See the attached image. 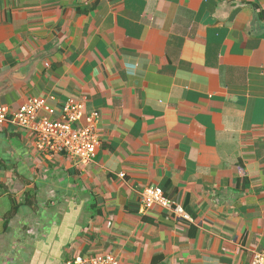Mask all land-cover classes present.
I'll return each mask as SVG.
<instances>
[{
	"label": "crops",
	"instance_id": "0c3cea01",
	"mask_svg": "<svg viewBox=\"0 0 264 264\" xmlns=\"http://www.w3.org/2000/svg\"><path fill=\"white\" fill-rule=\"evenodd\" d=\"M32 99L83 102L102 145L83 164L0 127V264L264 255V0H0V107ZM147 188L172 210L141 215Z\"/></svg>",
	"mask_w": 264,
	"mask_h": 264
},
{
	"label": "built area",
	"instance_id": "2783aa9c",
	"mask_svg": "<svg viewBox=\"0 0 264 264\" xmlns=\"http://www.w3.org/2000/svg\"><path fill=\"white\" fill-rule=\"evenodd\" d=\"M44 108L53 113L45 107V102L41 99H32L15 111L0 107V127L12 124L29 132L37 144V149L49 156L64 153L83 164L91 163L102 145L96 129L100 115L94 113L86 116L84 103L71 101L64 105L59 119L51 120L48 116L38 117ZM84 120L86 123L83 124ZM172 205V201L164 196L162 190L147 188L142 193L140 214H148L155 206L172 210ZM175 211L185 220H190L180 206H177ZM66 264H119V262L112 255H105L77 257ZM252 264H264V255L255 254Z\"/></svg>",
	"mask_w": 264,
	"mask_h": 264
}]
</instances>
